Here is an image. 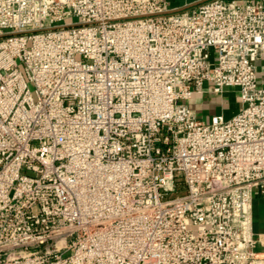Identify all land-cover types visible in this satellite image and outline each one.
<instances>
[{"label": "built area", "instance_id": "built-area-1", "mask_svg": "<svg viewBox=\"0 0 264 264\" xmlns=\"http://www.w3.org/2000/svg\"><path fill=\"white\" fill-rule=\"evenodd\" d=\"M169 11L0 0V264H264V0Z\"/></svg>", "mask_w": 264, "mask_h": 264}, {"label": "crops", "instance_id": "crops-1", "mask_svg": "<svg viewBox=\"0 0 264 264\" xmlns=\"http://www.w3.org/2000/svg\"><path fill=\"white\" fill-rule=\"evenodd\" d=\"M203 0H166L168 7L174 9H193ZM244 2L246 0H238ZM259 79L264 85V62L259 61ZM191 108L199 119H206L214 114L224 113L226 117L234 115L241 107L240 97L234 89H225L221 94L214 92L197 93L189 100ZM253 227L256 233L264 232V194H258L253 203ZM258 249L264 251L259 245Z\"/></svg>", "mask_w": 264, "mask_h": 264}, {"label": "water", "instance_id": "water-1", "mask_svg": "<svg viewBox=\"0 0 264 264\" xmlns=\"http://www.w3.org/2000/svg\"><path fill=\"white\" fill-rule=\"evenodd\" d=\"M203 1H205V0H203ZM203 1H201V2H203ZM180 11H183V9H174L172 11H169V13H172V12H180Z\"/></svg>", "mask_w": 264, "mask_h": 264}, {"label": "rangeland", "instance_id": "rangeland-1", "mask_svg": "<svg viewBox=\"0 0 264 264\" xmlns=\"http://www.w3.org/2000/svg\"><path fill=\"white\" fill-rule=\"evenodd\" d=\"M205 121H209L210 120V117H207L206 119H204Z\"/></svg>", "mask_w": 264, "mask_h": 264}]
</instances>
